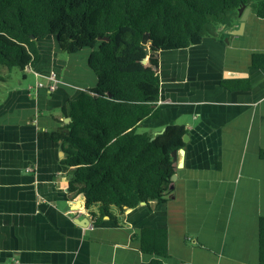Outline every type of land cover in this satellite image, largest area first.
<instances>
[{
	"label": "crops",
	"instance_id": "1",
	"mask_svg": "<svg viewBox=\"0 0 264 264\" xmlns=\"http://www.w3.org/2000/svg\"><path fill=\"white\" fill-rule=\"evenodd\" d=\"M238 18L230 14L226 28L236 29ZM36 47V62L23 70L30 82L23 74V82L0 85V264H145L153 256L140 252L136 236L146 228L166 230L163 264H258L264 68H252L251 57L264 54V19L250 11L243 34L227 43L206 37L157 54L160 113L140 128L152 136L173 125L186 130L173 196L123 214L111 209L115 223L97 226L95 209L67 198L59 145L39 136L64 123L67 101L96 85L91 50L64 55L55 37ZM232 79H247L250 90L220 86ZM180 160L171 156L174 166ZM85 218L89 224L77 222Z\"/></svg>",
	"mask_w": 264,
	"mask_h": 264
},
{
	"label": "trees",
	"instance_id": "2",
	"mask_svg": "<svg viewBox=\"0 0 264 264\" xmlns=\"http://www.w3.org/2000/svg\"><path fill=\"white\" fill-rule=\"evenodd\" d=\"M241 7L264 19V0H0V68L32 66L36 43L47 37L56 38L64 55L91 50L88 67L96 85L61 107L67 123L39 136L59 145L67 198L80 197L86 210L95 209L92 225L115 223L112 208L123 214L172 198L170 154L184 148L186 130L173 125L156 136L138 132L160 113L157 54L197 46L206 37L222 41L218 29L226 30L230 14ZM251 67L264 68V54L252 55ZM220 86L250 90L247 79L222 80ZM136 238L140 252L153 256L145 264H163L166 230L141 229ZM258 253V264H264V217L258 221Z\"/></svg>",
	"mask_w": 264,
	"mask_h": 264
},
{
	"label": "water",
	"instance_id": "3",
	"mask_svg": "<svg viewBox=\"0 0 264 264\" xmlns=\"http://www.w3.org/2000/svg\"><path fill=\"white\" fill-rule=\"evenodd\" d=\"M250 11H251V9L250 8H245V7H241V8H239L238 10H237V14H238V16H239V18H238V20H239V25H238V27L236 28V29H233V30H231V31H227L226 32V34L227 35H229V36H239V35H242L243 34V32H244V27H245V22H246V19H247V17H248V15H249V13H250ZM218 31H223V27L222 28H220V29H218ZM103 40H106V39H103ZM146 41H147V38L145 37L144 38V40H143V45H145L146 46ZM228 42V38L225 40V43H227ZM144 51H145V53H146V55H148L149 54V49H148V47L146 46L145 47V49H144ZM147 57L142 61V63L145 65V64H147ZM154 69V71L156 72V73H158V67H154L153 68ZM237 78H240V77H237ZM70 119H64V123H67L68 121H69ZM163 132V131H162ZM161 132V133H162ZM160 133V134H161ZM183 143L185 144V143H187L188 142V135L187 134H185L184 136H183ZM61 154H63L62 152H61ZM174 154H177V156L178 157H180L181 158V160L177 163V166H174L173 164V166L176 168V167H178V168H181L182 167V157H183V155H184V150L183 149H180V150H178L177 152H172L171 154H170V161H171V156L172 155H174ZM176 181V174H174L172 177H171V182L172 183H174ZM141 205L142 206H144L145 205V203H141ZM78 223H80V224H89V221L85 218V219H82V220H79V221H77Z\"/></svg>",
	"mask_w": 264,
	"mask_h": 264
},
{
	"label": "rangeland",
	"instance_id": "4",
	"mask_svg": "<svg viewBox=\"0 0 264 264\" xmlns=\"http://www.w3.org/2000/svg\"><path fill=\"white\" fill-rule=\"evenodd\" d=\"M233 26H235V27H238V24H233ZM222 28V27H221ZM220 29V28H219ZM231 30V27L230 26H228L227 27V29H226V31H230ZM226 31H223V34H225L226 33ZM220 33L222 32V31H219ZM218 32V33H219ZM219 37H221V36H219ZM228 38V35L227 34H225V37L222 39V42H224L225 43V40ZM62 57H66V56H64V55H62ZM23 74H25L26 76H27V78H28V80H27V82H30L29 80L31 79V75L29 74V73H27V72H23V71H21V70H19V69H12L11 71H8V70H6L5 68H0V77H1V80L3 81V82H6V84L7 85H13V84H16L17 82H23V80H22V76H23ZM2 83H1V81H0V85H1ZM138 132L139 133H144V132H146V130H144V129H139L138 130ZM112 211H113V213L114 212H116V209L115 208H112Z\"/></svg>",
	"mask_w": 264,
	"mask_h": 264
},
{
	"label": "built area",
	"instance_id": "5",
	"mask_svg": "<svg viewBox=\"0 0 264 264\" xmlns=\"http://www.w3.org/2000/svg\"><path fill=\"white\" fill-rule=\"evenodd\" d=\"M53 79H54V76L52 75L51 80H53Z\"/></svg>",
	"mask_w": 264,
	"mask_h": 264
},
{
	"label": "flooded vegetation",
	"instance_id": "6",
	"mask_svg": "<svg viewBox=\"0 0 264 264\" xmlns=\"http://www.w3.org/2000/svg\"><path fill=\"white\" fill-rule=\"evenodd\" d=\"M223 31H226V30L223 28ZM223 31H222V32H223ZM226 32H227V31H226ZM225 34H226V33H225Z\"/></svg>",
	"mask_w": 264,
	"mask_h": 264
}]
</instances>
